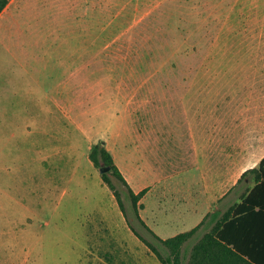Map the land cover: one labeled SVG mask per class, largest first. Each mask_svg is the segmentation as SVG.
I'll return each mask as SVG.
<instances>
[{
    "label": "rangeland",
    "instance_id": "obj_1",
    "mask_svg": "<svg viewBox=\"0 0 264 264\" xmlns=\"http://www.w3.org/2000/svg\"><path fill=\"white\" fill-rule=\"evenodd\" d=\"M235 11L236 0L6 6L0 264H161L129 229L88 154L104 140L138 192L144 125L160 134L175 130L177 143L189 139V128L200 139L206 125H229L233 98L247 91L248 61L263 58L254 49L264 43V20L239 21ZM147 198L139 213L152 225L153 195ZM121 199L135 229L149 238Z\"/></svg>",
    "mask_w": 264,
    "mask_h": 264
},
{
    "label": "crops",
    "instance_id": "obj_2",
    "mask_svg": "<svg viewBox=\"0 0 264 264\" xmlns=\"http://www.w3.org/2000/svg\"><path fill=\"white\" fill-rule=\"evenodd\" d=\"M236 2L234 19L264 20V0ZM254 51H262L263 58L248 61L247 91L233 98L229 125L217 122L211 131L206 125L200 139L189 128V139L180 143L175 130L160 134L144 125L139 131L138 192L146 189L141 212L153 195L149 211L156 220L148 225L151 230L161 239L170 238L191 231L208 215L184 243L186 264L193 258L194 264L195 259L200 264H264V43ZM252 169L262 173L241 179ZM255 186L256 195L244 204L247 211L228 223ZM226 213L228 222L216 228ZM219 231L223 241L216 236Z\"/></svg>",
    "mask_w": 264,
    "mask_h": 264
},
{
    "label": "trees",
    "instance_id": "obj_3",
    "mask_svg": "<svg viewBox=\"0 0 264 264\" xmlns=\"http://www.w3.org/2000/svg\"><path fill=\"white\" fill-rule=\"evenodd\" d=\"M11 0H0V14L2 11L6 8V6L9 4ZM89 160L94 164L96 167L104 166L109 167V171L104 174H100L102 181L107 185V187L110 189V191L113 193L116 202L118 204V207L123 214V217L125 218V221L127 222V225L129 229L133 232V234L141 240L148 249L157 257L159 262L161 264H186V257H185V251H184V243L192 236V234L200 227L202 226L208 218V215L203 219V221L194 229H192L189 232L180 233L176 236L161 239L158 235H156L150 227L144 222L142 219L139 211L143 208V204L140 203V199L143 197V195L146 192V189L141 190L140 192H134V190L131 188L129 183L127 182L126 178L124 177L123 173L120 171L118 166L115 164L114 159L112 157V154L109 152V150L106 148L105 141L99 140L89 151L88 154ZM250 172H258L259 174L262 173V171L259 169H252L247 172H245L241 179H243L248 173ZM108 174H111L113 178L118 181L122 187L120 193L125 197V199L128 200L130 211L134 217V219L138 222V224L146 231V233L149 235V238L141 235L132 224L133 221L130 219L129 214L127 212L126 207L123 204V201L121 199V194L119 191L115 188V185L109 178ZM256 195V186L251 190V192L247 195V197L243 200L242 204L240 206L233 209V217L228 222V216L229 214H224L216 223V228H218L222 223H230L232 220H234L236 216L243 214L247 211V206H244L246 203H250L252 201V197ZM254 205V203H252ZM260 208H262V204L259 205ZM247 207V208H246ZM217 238L220 241H223V234L222 231H219L217 233ZM194 259V258H193ZM190 259L188 264H194V260ZM195 264H200V262L195 259ZM254 262V264H260L259 261H251Z\"/></svg>",
    "mask_w": 264,
    "mask_h": 264
},
{
    "label": "water",
    "instance_id": "obj_4",
    "mask_svg": "<svg viewBox=\"0 0 264 264\" xmlns=\"http://www.w3.org/2000/svg\"><path fill=\"white\" fill-rule=\"evenodd\" d=\"M100 174L107 173L109 171V167L100 166L98 168Z\"/></svg>",
    "mask_w": 264,
    "mask_h": 264
}]
</instances>
